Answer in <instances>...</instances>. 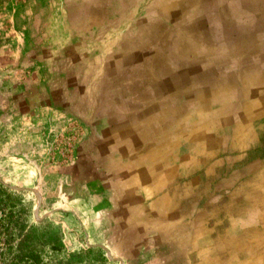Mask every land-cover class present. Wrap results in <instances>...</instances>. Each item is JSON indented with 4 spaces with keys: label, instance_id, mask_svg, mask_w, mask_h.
I'll return each mask as SVG.
<instances>
[{
    "label": "rangeland",
    "instance_id": "1",
    "mask_svg": "<svg viewBox=\"0 0 264 264\" xmlns=\"http://www.w3.org/2000/svg\"><path fill=\"white\" fill-rule=\"evenodd\" d=\"M0 174L65 256L264 264V0H0Z\"/></svg>",
    "mask_w": 264,
    "mask_h": 264
},
{
    "label": "trees",
    "instance_id": "2",
    "mask_svg": "<svg viewBox=\"0 0 264 264\" xmlns=\"http://www.w3.org/2000/svg\"><path fill=\"white\" fill-rule=\"evenodd\" d=\"M1 191L6 193L8 200H12L13 194L0 183ZM23 212H25L24 207ZM5 219L0 215V264L109 263L101 248H88L65 256L62 239L52 229H44L38 224L31 225L29 222L19 221L13 211Z\"/></svg>",
    "mask_w": 264,
    "mask_h": 264
},
{
    "label": "water",
    "instance_id": "3",
    "mask_svg": "<svg viewBox=\"0 0 264 264\" xmlns=\"http://www.w3.org/2000/svg\"><path fill=\"white\" fill-rule=\"evenodd\" d=\"M0 180L2 181L1 174H0ZM6 185H8L9 187H11V188H13V189H17V190H19V191H24V190H26V187H20V186H18V185H10V184H6ZM30 190H32V191L36 194V196H37V198H38L39 206H38V207L36 208V210H35V215H36V218H37L38 220H41L42 217L40 216V205H41V203H42V195H41L40 191H38V189H36V188H31ZM88 244H89V246H91V247L94 246V245H92L90 242H88ZM95 246H100V247H102L103 249H105V250L107 251V255H108L109 259L114 260V261H117V260H118V261L121 262V264H124V260L121 259V258H117V257H115V256L113 255L112 251H111V250L108 248V246H106L105 244H97V245H95Z\"/></svg>",
    "mask_w": 264,
    "mask_h": 264
}]
</instances>
